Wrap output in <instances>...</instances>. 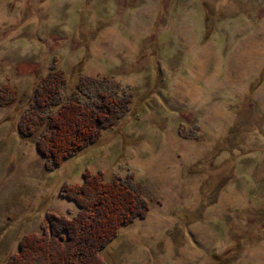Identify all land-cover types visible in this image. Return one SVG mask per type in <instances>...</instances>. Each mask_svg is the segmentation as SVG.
Instances as JSON below:
<instances>
[{"label":"rangeland","instance_id":"obj_1","mask_svg":"<svg viewBox=\"0 0 264 264\" xmlns=\"http://www.w3.org/2000/svg\"><path fill=\"white\" fill-rule=\"evenodd\" d=\"M53 76L58 102L126 105L48 170L17 127ZM85 170L146 206L104 264H264V0H0V264L77 212L62 186Z\"/></svg>","mask_w":264,"mask_h":264},{"label":"trees","instance_id":"obj_2","mask_svg":"<svg viewBox=\"0 0 264 264\" xmlns=\"http://www.w3.org/2000/svg\"><path fill=\"white\" fill-rule=\"evenodd\" d=\"M56 76V75H54ZM37 84L18 122L23 136L37 133L34 144L48 170L94 143L103 129L116 122L126 99L113 89L96 91L95 101L61 100L58 78ZM59 107L53 110V106ZM109 125V126H110ZM81 184L64 182L62 193L77 206L73 216L46 215L41 234L24 238L5 264H104L101 250L113 241L122 226L144 217L146 206L130 185L131 180H104L102 171L85 170Z\"/></svg>","mask_w":264,"mask_h":264}]
</instances>
